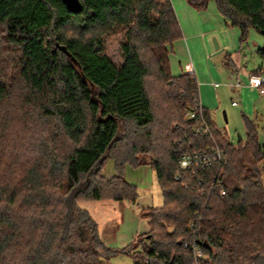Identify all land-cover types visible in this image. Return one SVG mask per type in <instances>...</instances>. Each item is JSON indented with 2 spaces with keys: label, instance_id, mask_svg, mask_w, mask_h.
Here are the masks:
<instances>
[{
  "label": "trees",
  "instance_id": "16d2710c",
  "mask_svg": "<svg viewBox=\"0 0 264 264\" xmlns=\"http://www.w3.org/2000/svg\"><path fill=\"white\" fill-rule=\"evenodd\" d=\"M209 1L186 0L196 10ZM78 2L72 11L64 0H0V40L12 55L0 60V105L15 99L27 111L25 125H50L33 149L19 147L12 162L8 155V165L0 146V264H106L117 253L133 264H192L191 242L206 264H264V144L245 116L246 137L232 143L202 107L210 136L194 131L197 82L170 71L172 44L181 37L171 1ZM213 2L239 29L241 44L249 29L264 38V0ZM116 26L123 30L120 66L103 46ZM257 53L264 56V43ZM152 67L169 88L158 123L146 88ZM190 110L197 118L186 116ZM10 112L0 107V142ZM212 145L226 158L223 195L213 183L215 166L177 167L183 153ZM107 159L111 176L102 174ZM141 165L154 171L162 205L140 209L148 232L108 248L75 202H135L136 187L123 175L126 166Z\"/></svg>",
  "mask_w": 264,
  "mask_h": 264
},
{
  "label": "rangeland",
  "instance_id": "374dc122",
  "mask_svg": "<svg viewBox=\"0 0 264 264\" xmlns=\"http://www.w3.org/2000/svg\"><path fill=\"white\" fill-rule=\"evenodd\" d=\"M210 5L213 7L214 2L210 0ZM123 42V30L122 26H116L106 36L103 37L104 53L107 57L116 65L120 66L122 63L121 44ZM176 44H172V50L170 56L177 53ZM7 46L0 40V60L5 59L9 61L12 57L11 52L7 51ZM147 56L148 53L146 54ZM261 59V58H259ZM248 62H251L249 59ZM262 63H264L261 60ZM11 65V64H10ZM181 66L183 62L181 61ZM173 75V73L171 72ZM221 87L217 88L216 92L219 97L220 104L216 109L211 111L212 119L215 126L219 131H225V136L229 138L232 143H236L239 139L244 140L246 137L245 119L243 116L249 118L255 123L257 138L260 144H264V108L258 109L257 116L251 115L250 113H244L241 109V100L238 96L233 94L230 89L223 86L226 80L220 77L218 78ZM146 88L149 96L152 100L154 114L156 116L157 123L161 119V104L163 96L167 89H169L162 78L158 76L156 70L152 67L150 75L147 77ZM14 104L4 102L0 105L6 107L12 111L10 112L8 122L2 126V142H0L1 150L6 152V159L2 157V165H8L7 157H11V162L14 159L13 156L16 152H19V147L23 146L27 149H33L39 139H43L47 136L50 131V125L47 121L39 120V125H25L22 118L27 116V111L20 108L19 102L12 99ZM234 102L238 107H232L231 102ZM22 107V106H21ZM14 112V114H13ZM12 114V115H11ZM174 124L172 122L171 126ZM35 144V145H34ZM8 157V158H9ZM148 160L149 156L139 155V158ZM10 162V161H9ZM108 161L104 167L102 174L109 176L113 174V169L109 168ZM151 179L148 180L146 175H141L140 171H134L132 174L133 178L126 175L124 172V178L127 181L132 180V185H135L138 199L134 205L128 201H113L105 200L103 203H98L93 200H82L75 202V207L79 210L87 211L97 223L98 234L102 241L107 245L108 248L119 250L126 245L130 244L137 236H133L131 239L126 238L124 230L131 229L134 226V218L129 211H136L137 208L145 206L159 207L162 205V194L159 185L156 182L155 174L152 168ZM8 178V177H6ZM106 204V205H105ZM131 215V216H130ZM139 219L138 217L135 218ZM141 243V241H140ZM106 264H133L132 258L125 253H117L110 256L106 260Z\"/></svg>",
  "mask_w": 264,
  "mask_h": 264
},
{
  "label": "crops",
  "instance_id": "0c3cea01",
  "mask_svg": "<svg viewBox=\"0 0 264 264\" xmlns=\"http://www.w3.org/2000/svg\"><path fill=\"white\" fill-rule=\"evenodd\" d=\"M170 1L181 30V37L173 42L176 44L177 53L172 58L169 55L170 71L173 75H178L181 72H186L185 65H192L193 76L198 87L199 104L208 112L214 126L211 111L220 104L216 92L217 88L222 85L218 80L220 75L221 78L226 80L223 86L230 89L241 100L243 112L254 114V117H256V110L264 108V94H259L257 89L248 85V77L253 72L264 73V63L261 62V60L264 62V56L257 53V50L264 43V38L254 29H249L247 41L241 44L239 29L227 25L215 5L211 7L210 1L204 10L194 9L186 0ZM249 59L251 62H248ZM181 61L183 66H181ZM236 83H239V85L236 86ZM231 106L238 107V105L233 104V101ZM223 132L226 134L225 131ZM107 161L114 174V161L107 159L104 167ZM137 170L140 171L141 175H146L148 180L151 179L152 174L148 165H141L136 168L126 166L124 172L133 178L134 174L132 173ZM128 182L133 184L132 180ZM105 200H96V202L101 204ZM131 203L134 205L135 202ZM145 207H148V205ZM141 208H137L136 211H129L134 217L132 218L133 223L136 222L131 229L124 230L127 239H131L138 234H144L149 230L148 219L141 217L139 214ZM91 217L93 218V216ZM136 217L139 219L136 220Z\"/></svg>",
  "mask_w": 264,
  "mask_h": 264
},
{
  "label": "built area",
  "instance_id": "2783aa9c",
  "mask_svg": "<svg viewBox=\"0 0 264 264\" xmlns=\"http://www.w3.org/2000/svg\"><path fill=\"white\" fill-rule=\"evenodd\" d=\"M186 73L193 75V67L191 64L185 65ZM239 83H236L238 86ZM248 85L252 88L258 90L259 94H264V73L253 72L248 77ZM233 104H235L233 102ZM199 108V117L195 114V111H186V116L188 118H197L196 124L194 127L195 132H201L203 135L210 136V127L205 120V118L201 114V106L198 105ZM226 158L223 155L222 151L218 146L212 145L205 149H200L193 152L183 153L177 162V167L180 171L190 170L193 166L195 167H209L215 166L217 171L213 176L214 186L221 187V173H222V164L225 162ZM174 179H178V174L174 176ZM198 185L202 184V180L198 179ZM224 194V190L222 187L220 188V195ZM187 246V244H185ZM190 249L194 258L192 264H206L207 257L203 254L200 247L195 243H190Z\"/></svg>",
  "mask_w": 264,
  "mask_h": 264
},
{
  "label": "water",
  "instance_id": "95a60500",
  "mask_svg": "<svg viewBox=\"0 0 264 264\" xmlns=\"http://www.w3.org/2000/svg\"><path fill=\"white\" fill-rule=\"evenodd\" d=\"M67 6L72 10V11H77L80 9V4L78 0H64Z\"/></svg>",
  "mask_w": 264,
  "mask_h": 264
}]
</instances>
